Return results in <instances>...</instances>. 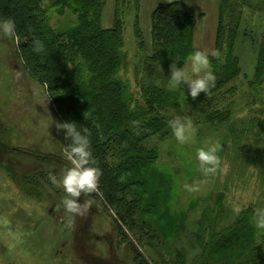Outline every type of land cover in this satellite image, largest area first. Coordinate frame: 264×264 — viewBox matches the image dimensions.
Returning a JSON list of instances; mask_svg holds the SVG:
<instances>
[{"label":"trees","instance_id":"16d2710c","mask_svg":"<svg viewBox=\"0 0 264 264\" xmlns=\"http://www.w3.org/2000/svg\"><path fill=\"white\" fill-rule=\"evenodd\" d=\"M140 1L121 2L111 27L103 25L105 0H0V18L16 19L21 40L18 57L29 75L45 87L63 123L75 122L89 128L93 155L103 170L100 194L92 193V197L115 212L121 236L127 234V229L141 249L149 246L159 253V260H154L132 242L135 264H264V229L256 227L257 214L264 211L263 206L250 205L232 221L220 224L219 219L225 215V197L218 194L197 222L194 237L200 249L187 261L177 245L183 232L188 231V214L165 226L162 217L169 209H152L153 201L170 182L169 173L162 172L164 177L154 188L146 187L145 172L136 179L141 181L138 185L124 177L130 166L144 168L153 164L160 151L147 149L143 143L158 132L163 138L173 136L169 121L176 117L200 115L193 126L199 136L202 124L214 131L232 124L228 123L234 116L232 104L225 106L222 102L226 93L233 90L228 85L238 78L242 67L230 38L239 34L243 9L251 0H219L215 50L220 52V58L210 57L216 84L208 94L201 92L195 100L183 91H171L167 79L173 62L183 66L192 52L202 50L195 47L196 9L183 0L159 3L151 13L152 55L146 60L153 73L149 83L141 86L143 104L119 74L123 61L120 11L124 6L134 5L137 10L136 32L141 49L144 47L138 14ZM50 8L61 14L66 12L71 20L54 27L49 21ZM34 40L43 42V53L33 51ZM256 45L252 88L264 83V34ZM256 118L254 124L260 127V139L250 146L243 143L249 137L239 138L233 141V147L242 163L256 170L264 186V116ZM242 133L247 134L244 130ZM67 144L65 140L64 150ZM157 214L161 221L153 217Z\"/></svg>","mask_w":264,"mask_h":264},{"label":"rangeland","instance_id":"374dc122","mask_svg":"<svg viewBox=\"0 0 264 264\" xmlns=\"http://www.w3.org/2000/svg\"><path fill=\"white\" fill-rule=\"evenodd\" d=\"M123 1L131 2L105 0V27L112 26L115 10ZM169 1L173 0L140 1L138 14L144 34L142 49L136 32L137 10L133 5L124 6L120 11L123 18V61L119 74L142 104L141 86L149 83L147 80L153 73L146 60L152 55L151 13L159 3ZM183 1L193 5L197 12L195 47L215 50L219 0ZM48 14L54 27L64 26L71 20L70 15L67 16L66 12L61 14L55 8H50ZM238 33L235 39H230L235 43L242 72L228 85V89L233 90L226 93V100L222 102L225 106L232 104L234 116L228 122L232 124H225L214 131L200 123L199 136L193 126L200 115L195 114L188 118L192 122V132L185 143L178 142L174 135L163 138L158 132L143 143L147 149L160 151L153 164L144 168L130 166L124 172L125 179L132 180L133 184H139L141 181L136 179L145 172V185L149 188L158 185L164 177L162 172L169 173L170 182L153 201L152 209L156 212L161 207L169 209L170 212L162 217L165 226L188 214V231L183 232L177 245L187 261L200 249L194 237L197 222L218 194L225 197V215L219 219L220 224L232 221L250 205L264 207V186L256 170L242 163L233 147V141L239 138L249 137V141L244 140L243 143L250 146L260 139V127L254 123L256 117L264 116L261 114L264 83L252 88L250 82L257 63L256 43L261 42L264 34V0H251L244 7ZM19 59L17 45L6 38L0 39V264H135L131 243L139 245L127 229V234L121 236L114 220L117 218L115 212L106 209L92 194L84 197L82 193L79 198L80 201L94 202L85 217L64 211L62 201L65 192L49 179L50 175H61L69 166L64 154V133L57 129L63 121L45 87L29 75L24 65L22 69ZM167 82L171 91H183L189 95L187 85L172 87L169 77ZM170 112L173 113L172 110ZM208 143L220 145V153L217 154L220 164L214 173L205 175L199 168L196 153ZM186 184L196 185L198 190L188 191L184 187ZM139 189L141 191L142 187ZM146 216L151 218L150 214ZM153 217L161 219L158 214ZM10 231L14 237L9 235ZM139 249L154 260L160 258L159 253L149 246Z\"/></svg>","mask_w":264,"mask_h":264},{"label":"clouds","instance_id":"9594fccd","mask_svg":"<svg viewBox=\"0 0 264 264\" xmlns=\"http://www.w3.org/2000/svg\"><path fill=\"white\" fill-rule=\"evenodd\" d=\"M7 39L17 45L19 43L17 21L13 17L0 18V39ZM32 49L37 54L43 53L45 46L41 40H34ZM211 58H220V52L216 50H196L188 57L184 66H178L173 62L170 66V84L172 87L187 85L189 95L195 100L201 92L208 94L215 87L216 75L212 67ZM21 67L23 64L19 59ZM169 127L173 135L180 143H185L192 132V122L187 117H176L169 121ZM62 130L68 144L64 150L68 161L62 174L50 175L49 179L57 188H63L65 198L62 201L64 211L74 216L85 217L93 207V201L84 199L80 201L81 194L87 197L89 194L99 193V184L103 170L98 166L91 146V132L88 127L78 125L75 122H65L57 125ZM220 149L218 143H208L197 149L196 158L199 168L205 174L214 173L220 164L217 155ZM188 191H197L196 185H184ZM238 212L239 209H236ZM256 227L264 229V211L259 212Z\"/></svg>","mask_w":264,"mask_h":264},{"label":"crops","instance_id":"0c3cea01","mask_svg":"<svg viewBox=\"0 0 264 264\" xmlns=\"http://www.w3.org/2000/svg\"><path fill=\"white\" fill-rule=\"evenodd\" d=\"M11 237H14L15 234H13L11 231H10V234H9Z\"/></svg>","mask_w":264,"mask_h":264}]
</instances>
